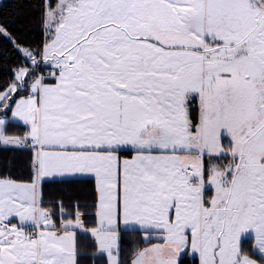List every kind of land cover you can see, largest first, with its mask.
Instances as JSON below:
<instances>
[{
  "label": "snow or ice",
  "instance_id": "obj_1",
  "mask_svg": "<svg viewBox=\"0 0 264 264\" xmlns=\"http://www.w3.org/2000/svg\"><path fill=\"white\" fill-rule=\"evenodd\" d=\"M45 8L48 42L23 54L56 71L20 68L0 92L28 129L9 136L0 118V143L33 150L29 179L0 176V264H79L77 232L107 264H178L185 250L199 264H257L241 247L250 237L264 260V0ZM78 175L96 181L91 229L79 211L58 226L43 207L46 180ZM128 226L147 246L125 258Z\"/></svg>",
  "mask_w": 264,
  "mask_h": 264
},
{
  "label": "trees",
  "instance_id": "obj_2",
  "mask_svg": "<svg viewBox=\"0 0 264 264\" xmlns=\"http://www.w3.org/2000/svg\"><path fill=\"white\" fill-rule=\"evenodd\" d=\"M55 0H51L54 4ZM45 0H0V26L9 33L11 39L0 34V92L5 91L15 82V72L19 68H27L29 76L30 60L23 50H42L48 41V33L42 22ZM19 49V50H18ZM39 59V57H37ZM39 69H47L41 64ZM49 73V71H48ZM45 76V74H44ZM24 89L18 90L27 94V86L31 80L25 77ZM48 81H52L49 80ZM17 94L13 95V99ZM11 111L0 109V115H9ZM7 135L23 137L27 127L14 120L6 121ZM33 157L32 148L6 146L0 143V176L9 175L15 179L27 180L30 177V164ZM43 207L53 213V220L59 226L62 220L73 219L77 211L83 213L85 227L96 224V194L94 179L90 177H68L46 180L42 184ZM61 205L63 213L61 215ZM143 234L137 229L124 228L121 232L122 255L128 258L137 246H146ZM79 264H107L106 258H97V249L89 234L77 232ZM156 240H153L155 242ZM245 248L246 251L249 247ZM252 254V253H251ZM261 262L264 260L254 254ZM178 264H198V258L185 251Z\"/></svg>",
  "mask_w": 264,
  "mask_h": 264
},
{
  "label": "rangeland",
  "instance_id": "obj_3",
  "mask_svg": "<svg viewBox=\"0 0 264 264\" xmlns=\"http://www.w3.org/2000/svg\"><path fill=\"white\" fill-rule=\"evenodd\" d=\"M55 2H56V0H55ZM48 3H51V0H45V5L48 4ZM45 10H46V8H45ZM45 10H44V12H45ZM47 42H48V41H47ZM47 42H46V43H47ZM46 43H45V44H46ZM45 44L43 45L42 49L44 48ZM44 65L49 69V70H48L49 72H50V71H56V69H55L54 67H52V66H50V65H47V64H44ZM19 69H20V68H19ZM19 69H18V70H19ZM30 69H32L33 71H36L37 75H44V74H45V75L47 76V74H48L47 69H45V71H44V70L41 71L39 68L36 69L35 66L32 65L31 62H30ZM18 70H16V72H17ZM16 72H15V74H16ZM52 78H53V77H52ZM10 86H11V85H10ZM10 86H9V87H10ZM9 87H8V88H9ZM8 88H7L5 91H2V92H6V91L8 90ZM13 107H14V105H13ZM0 118L5 119L6 121H7V120L18 121V122H20V123L23 124L22 121H19L18 119L13 118L11 112H10L9 115H6V114L0 115ZM229 142H230V138H228V137H222L221 143L225 146V148H227V145L229 144ZM24 148H29V146H28V147H24ZM228 162H229L228 158H216V157H213L212 160H211V163H213V164H218V165H220V166H224V165H226ZM207 195H208L209 197H211L212 195H214V188H209V189H207ZM73 220H74V218H73ZM243 245H244V247H245V246H246V247H249V249H247V251H246L245 248H244V249L242 248V250L245 252V254L249 255L252 259L256 260V261H257V264H264V263L261 262L258 258H256L255 255H254V248H255V240H254V237H250V238H248V239H244V238H242L241 247H243ZM185 251H186V250H185ZM187 252H188L189 255H196V254H193L190 250H188ZM183 253H184V252H183ZM251 253H252V254H251ZM256 255L260 257L259 254H256ZM179 257H180V256H179ZM196 257L198 258V255H196ZM178 260H179V259H178ZM198 261H199V258H198Z\"/></svg>",
  "mask_w": 264,
  "mask_h": 264
},
{
  "label": "crops",
  "instance_id": "obj_4",
  "mask_svg": "<svg viewBox=\"0 0 264 264\" xmlns=\"http://www.w3.org/2000/svg\"><path fill=\"white\" fill-rule=\"evenodd\" d=\"M46 76V75H45ZM48 79L49 80H52V81H50V82H54V78H52V77H48ZM24 125V124H23ZM27 127V126H26ZM29 148H31V146H29ZM122 156H123V158H130V156H131V153H122ZM76 177H90V178H93L92 176H76ZM57 178H61V177H57ZM63 178H68V177H63ZM94 179V178H93ZM94 184H95V194H96V199H97V191H96V181H95V179H94ZM96 211H97V208H96ZM96 211H95V213H96ZM74 219H75V217H74ZM96 220H97V217H96ZM85 228H88V227H85ZM92 227H89L88 229H91ZM128 229H136V227L135 226H128L127 227ZM156 242H159V241H155L154 243H156ZM147 246V245H146ZM186 251H188V250H186ZM188 253V252H187ZM183 254V252L180 254V256ZM194 256H196V255H194ZM198 264H199V261H198Z\"/></svg>",
  "mask_w": 264,
  "mask_h": 264
}]
</instances>
